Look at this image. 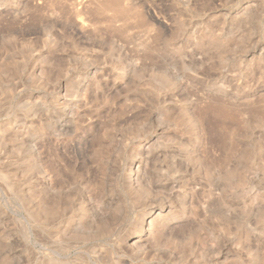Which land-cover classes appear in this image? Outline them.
<instances>
[{
  "label": "rangeland",
  "instance_id": "rangeland-1",
  "mask_svg": "<svg viewBox=\"0 0 264 264\" xmlns=\"http://www.w3.org/2000/svg\"><path fill=\"white\" fill-rule=\"evenodd\" d=\"M0 264H264V0H0Z\"/></svg>",
  "mask_w": 264,
  "mask_h": 264
}]
</instances>
